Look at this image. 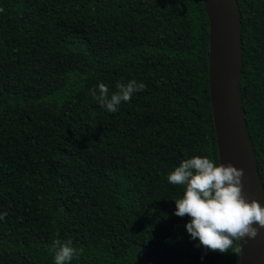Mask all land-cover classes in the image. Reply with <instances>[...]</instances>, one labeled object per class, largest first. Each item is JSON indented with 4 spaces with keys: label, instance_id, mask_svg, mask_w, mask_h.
<instances>
[{
    "label": "trees",
    "instance_id": "obj_1",
    "mask_svg": "<svg viewBox=\"0 0 264 264\" xmlns=\"http://www.w3.org/2000/svg\"><path fill=\"white\" fill-rule=\"evenodd\" d=\"M240 104L264 186V0H237ZM0 264H238L175 215L186 158L219 163L202 0H0ZM144 91L110 113L99 83Z\"/></svg>",
    "mask_w": 264,
    "mask_h": 264
},
{
    "label": "clouds",
    "instance_id": "obj_2",
    "mask_svg": "<svg viewBox=\"0 0 264 264\" xmlns=\"http://www.w3.org/2000/svg\"><path fill=\"white\" fill-rule=\"evenodd\" d=\"M146 87L142 81L130 79L118 81L117 91L111 94L104 83H99L98 92L94 88L90 94L101 108L116 113L122 103L130 102L134 94ZM243 176L242 168L200 155L184 159L168 174L169 184L184 189L183 195L174 199L175 215L189 217L186 230L193 240H199L197 247L237 255L242 251L241 241L255 240L264 228V206L255 198L245 197ZM6 215L0 213V220ZM48 250L54 254V264H71L83 254V249L74 247L70 239H54Z\"/></svg>",
    "mask_w": 264,
    "mask_h": 264
},
{
    "label": "water",
    "instance_id": "obj_3",
    "mask_svg": "<svg viewBox=\"0 0 264 264\" xmlns=\"http://www.w3.org/2000/svg\"><path fill=\"white\" fill-rule=\"evenodd\" d=\"M209 24V99L219 163L244 170L243 192L264 206V186L241 107L242 36L237 0H202ZM238 264H264V228L241 241Z\"/></svg>",
    "mask_w": 264,
    "mask_h": 264
}]
</instances>
